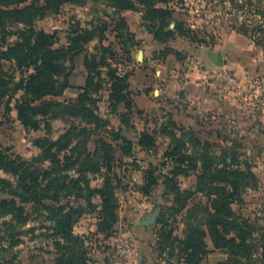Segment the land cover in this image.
Returning <instances> with one entry per match:
<instances>
[{
	"label": "trees",
	"instance_id": "1",
	"mask_svg": "<svg viewBox=\"0 0 264 264\" xmlns=\"http://www.w3.org/2000/svg\"><path fill=\"white\" fill-rule=\"evenodd\" d=\"M38 1L0 0V29L7 24L23 23L27 26L25 32L13 43H0V105L8 95L22 91L21 99L16 101L17 119L26 129L39 128L38 115L54 119L71 116L79 123H72L54 140H38L42 158L49 163L47 166H38L34 160H24L18 155L8 156L0 148V170L13 178L1 179L8 186L11 197L0 196V217L11 216V220L26 224L30 215L26 204L31 203L33 209L43 207L49 210L52 214L50 218L55 222L53 226L57 238L73 244L65 245L55 240V244L62 245L65 253L57 257L54 264H91V259L83 249V236L74 233L75 223L85 209L97 211V230L109 235L119 218L117 185L112 179L115 173L111 176L116 160L113 145L101 138L94 151L88 148L91 130L109 126L108 119L100 114L101 100L97 96L101 90L107 89L110 106L114 112L119 111V131L124 127L134 128L131 115L135 101L129 75L123 74L113 65L111 60L114 50L111 45L102 42L109 29V22L103 21L97 30L93 29V23L88 28L78 25L72 31L68 46H58L56 33L36 29L34 21L45 11L59 13L68 4H82L86 0H44V5ZM102 1L113 10L111 20L116 24L112 30L116 32V39L124 53L131 52L127 45L131 48L135 45V34L127 31L128 23L122 12L136 10L142 12V18L147 22V28L155 40L165 45L158 57L164 58L170 53L180 55L179 51L169 47L168 42L176 35L187 38L190 29L181 22L173 21L176 8L172 3L176 0ZM222 1H229L233 6L239 5L237 0ZM257 13L263 21L256 29L264 34V8ZM172 23L173 28L170 27ZM98 32L100 53H90L85 58L87 79L83 86H78L77 100L52 99L62 96L70 86L69 76L74 67L72 55L80 52L82 44L93 40ZM251 37L256 43L264 44L261 40L264 35H261V39L255 34H251ZM4 60L12 63L13 71L4 69ZM16 71L19 72L18 79ZM45 97L49 99L39 105L35 104ZM121 106L124 111L118 110ZM45 123L48 128V121ZM170 124L181 133L175 130L171 132L172 142L163 154L166 160L163 165L170 166L163 175V184L174 192L175 203L180 210L185 209L197 193H205L209 203L187 211L183 238L173 235L171 229L166 231V219L164 214L161 215L158 221L161 227L157 232L158 250H169L168 256H173L174 246L179 245L178 255L183 257L181 264H201L209 254L205 238L210 236L215 248L227 250L228 257L220 264H264V226L257 229L259 232L252 229L253 225L247 219L237 216L233 209V204L238 201L244 188L255 185L258 180L252 167L242 162L235 163L238 162V155L234 147L218 155L211 150L212 143L203 139L195 129H186L175 121ZM115 134L111 142L120 139L126 144L120 147L123 156L131 155L136 145L145 151L156 146L154 132H140L137 142L122 133ZM228 157L232 161H228ZM89 171L104 173L100 186L93 187L89 179L84 177V173ZM190 172H197L195 190H180L178 176ZM154 174L152 170L144 171L141 189L145 193L149 192V187L158 183ZM94 198L98 199V203L93 201ZM46 200L54 205H47ZM254 231L258 232V238L254 237ZM168 240H171L170 244L166 242ZM10 243L15 245L17 241L11 239Z\"/></svg>",
	"mask_w": 264,
	"mask_h": 264
},
{
	"label": "rangeland",
	"instance_id": "2",
	"mask_svg": "<svg viewBox=\"0 0 264 264\" xmlns=\"http://www.w3.org/2000/svg\"><path fill=\"white\" fill-rule=\"evenodd\" d=\"M237 1L239 3L238 6H233L229 1L222 0H176L172 3L176 8L173 21L183 23L186 28L190 29V33L187 38L180 35L179 38L176 35L172 40L182 39V41L185 40L187 45L202 47L204 55L208 51L218 52L222 49L228 55L231 49V46L227 44L228 41L231 40L232 42L233 39L240 43L239 46L233 48V56L239 54L238 47L241 46L243 51H240V53L242 57H245L243 61H246L247 64L244 73L241 75L233 66V63L226 65L224 62L222 65H217L213 61L217 66L213 65L212 67L209 63L203 61L200 64L196 63L200 72L227 71L233 73L238 80V85L234 91L225 93L226 95L233 94V98L236 100L232 104L234 109H227L225 113L219 114L220 118H222L220 121H224L225 124L230 126H223L224 129H227L213 137L201 136L212 143L211 150L218 155H222L223 150L234 147V152L238 155V162L235 161V163L242 162V164L251 166L257 175L256 184L245 187L238 201L233 204L235 214L247 219L253 225L252 229L257 230L264 226V44L256 43L251 34L257 35L258 39H261V35H264L260 31L257 32L256 29L257 25L263 21V18L257 12L264 8V0ZM38 2L41 5L45 4L44 0H39ZM112 11V8L108 7L102 0H86L82 4H68L59 13L45 11L41 17H37L34 21V27L46 32L56 33L57 45L68 46L70 43L69 38L73 35L72 31L78 25L82 28H88L92 27L91 24L93 23L95 26L93 29L97 30V27L103 21H108L109 29L104 34V37L107 39L105 44L111 45L114 50L111 61L114 66L118 67L120 72L129 75L130 72H133V69L130 67L123 68L124 63L118 59V53L123 52L117 46L115 47L113 42L107 44L112 41L111 36L113 34L109 32L110 30L113 31L112 29L116 24V22L114 23L111 20L113 17ZM130 15L135 14L131 12ZM173 27L174 23L171 28ZM26 28L27 26L23 23L5 25L0 29V43L2 45L13 43L25 32ZM132 28L128 24L127 31L134 33ZM261 40L264 41V39ZM100 43L98 32L93 40L82 44L80 52L72 55L74 67L69 76L70 86L63 93V96L66 97L60 98L56 96L52 99L60 101L77 100L79 95L78 85L84 81L86 82L87 79L85 58L90 53H100L98 52ZM127 46L132 49L131 46ZM172 49L175 50L174 48ZM180 54L184 55L182 52ZM2 63L5 70L13 71V65L10 61L4 60ZM185 66L183 65V68H179L181 76H184ZM155 69L156 67L153 68V70ZM16 74L18 79L19 72L16 71ZM181 76L177 79L174 78L173 82L176 85L178 83L181 84ZM161 78L160 76L157 78L158 82H160L156 86L157 94H151L150 97L155 100L154 104L147 111L137 112L136 115L134 114L136 112L135 109L133 110L131 120L134 123V128L124 127L122 131H119L120 117L117 113L119 109L124 111V107H119L116 110L118 112L113 111L107 100L108 91L106 88L101 90L97 96H100L101 100L100 114L108 119L109 126L99 130H91L88 148L94 151L97 142L101 138L113 145V153L116 160L113 164L114 169L111 176L115 173L112 179L114 184L117 185L116 195L119 200V218L109 235L98 232L97 211L85 209L75 223L74 233L83 236V249L91 259V264H141L139 254L145 255L144 253L156 258V264H181L183 257L180 254L178 255L179 245L174 246L175 254L173 256L170 254L168 256L169 250H158L159 240L157 232L161 227L158 223L159 218L164 214L163 217L167 223L166 231L171 229L173 235L183 238L187 211L201 204L208 205L209 203L208 196L205 193H197L190 199L188 206L180 210L178 209L179 205L175 203L174 192L170 187L168 188L167 185L163 184V175L170 168L167 164L163 165L164 161H166L163 154L172 142L171 132L175 130L178 134L181 133V131H177L170 124L171 121H175L184 128H193L174 120L169 108L171 104H174V100L182 104L185 109L187 105L193 110L198 108L195 107L196 102L189 100V98L183 99V101L180 97L168 96L170 89L166 91L168 88L166 76L162 74ZM214 82L216 81L211 80L209 84L214 87L215 93H219V91L224 93L216 87ZM181 89L183 90V88H176V91H182ZM164 90L165 92L163 93L162 91ZM21 97L22 91L8 95L0 105V148L8 156L15 157L18 155L24 160H34L38 166H47L49 163L42 158V149L38 144V140L46 138L54 140L68 129L72 123L78 124L79 121L71 116L54 119L38 115L40 120L39 128L36 130L26 129L21 121L17 119L16 101L21 99ZM73 98L74 100H72ZM47 99L49 97H45L35 104L39 105ZM195 114L199 115V112ZM188 115H191V112ZM216 117L218 119V116ZM45 121H48V128L45 126ZM165 125L166 128H164ZM146 130L151 133L154 132V137L156 138V146L150 151L142 150L136 145L131 150V155L123 156L120 147L126 144H123L120 139L111 142L116 135L115 133H122V135L137 142L139 133ZM228 161H232V158L228 157ZM147 170H152L155 173L158 183L149 187V192L145 193L141 187L144 182V171ZM196 175L197 172H190L188 175L178 176L177 182L180 190H195ZM84 177L89 179L93 187H96L102 184L104 173L89 171L84 173ZM1 179L13 180V178L10 174L0 170V196L10 198L11 196L8 194L9 188L5 186V182H1ZM93 201L98 203L97 198H94ZM45 202L47 205L53 204L49 200ZM25 206L30 213L29 221L26 224L11 220V216L0 217V264H54L55 259L65 253L61 248V244H73L57 238L58 236L53 226L55 222L50 218L52 214L49 210L43 207L33 209L31 203ZM155 210H159L156 224L142 229L135 225L140 220L152 215ZM258 232L254 231V237L258 238ZM11 239L17 241V243L11 245ZM120 239H128L133 245L132 254H123L121 252ZM55 240L60 241L61 244H55ZM205 241L209 248V254L202 263L220 264L228 257L227 250L214 247L210 236H207ZM166 242L170 244L171 240ZM140 248L141 251H138Z\"/></svg>",
	"mask_w": 264,
	"mask_h": 264
},
{
	"label": "crops",
	"instance_id": "3",
	"mask_svg": "<svg viewBox=\"0 0 264 264\" xmlns=\"http://www.w3.org/2000/svg\"><path fill=\"white\" fill-rule=\"evenodd\" d=\"M131 12H134L135 15L131 16ZM122 15L126 18L129 26L131 25L133 27L135 45L132 47L130 54L124 53L121 48V44H119L116 39V32L111 30L109 33L113 34L111 36L112 41L107 44H111L113 42V45H115V47L117 46L119 50L123 52L118 53V59L124 63L123 68L130 67L133 69V72L129 73V83L131 91H135L133 92V98L135 101L134 109L136 111L134 114L136 115L137 112L140 113L143 110L147 111V109L154 104L155 100H152L150 97L151 94H157L158 90L156 86L160 83L157 78L158 76L161 78V75L164 74L166 76L165 79H167L166 85L168 87L166 91L170 89V91H168V96L173 95L174 97L182 98V100L189 98V100L191 99L193 102H196L195 107L198 108V111L193 110L189 105H187L185 109L182 107V104H179L178 101L174 100V104H171L169 108V111L171 112L170 114L174 120L178 123L182 122L186 126H192L200 136L207 135L206 137L208 138H210V136L213 137L218 135L219 133H222L223 130H226L227 128L224 129L223 126L228 127L230 125L225 124L224 121H220L222 118H220L219 114L225 113L227 109H234L232 104L236 102V100H234L233 94L226 95L220 91L219 93H215L213 89L214 87L208 82H205L204 72H200L196 64H200L203 61L209 63L211 67L213 65L217 66L213 63L210 57L213 51H208L206 52V55H204L202 47L199 48L187 45L185 40H183V43L182 39H171L168 42L169 47L174 48L180 53H184V55L180 54L177 56L176 54L171 53L164 58H160L158 57L159 52L164 49L165 45L156 41L153 33L148 30L147 22L142 18V12L127 10L122 13ZM172 24L170 27H172ZM106 41L107 39L103 40L104 44ZM227 44L231 46L228 55L223 49L219 51L223 54L225 64L229 65V63H233V66H235L238 73L241 75L247 67L246 61H243L245 57H242L240 53V51H243L241 46L238 47L239 54H235V56H233V48L235 46H239L240 43L232 39V42L230 40ZM184 49H186V52L183 51ZM183 65L186 66L185 71H183L184 76H181L179 68H183ZM154 67H156L155 70H153ZM179 76H181V84L178 83V85H176L173 80L174 78L177 79ZM84 84L85 81L80 83L78 86H83ZM176 88H183V90L181 89L182 91H176ZM162 92L164 93L165 90ZM59 97L65 98L66 96L62 95ZM72 100H74V98ZM190 112L191 115H188ZM196 112H199V115H196ZM216 116H218V119ZM139 227L142 229L146 226ZM138 251H141V248ZM144 254L145 255L139 254L141 264H156V258L150 257V255H147L146 253ZM202 264H204V262Z\"/></svg>",
	"mask_w": 264,
	"mask_h": 264
},
{
	"label": "built area",
	"instance_id": "4",
	"mask_svg": "<svg viewBox=\"0 0 264 264\" xmlns=\"http://www.w3.org/2000/svg\"><path fill=\"white\" fill-rule=\"evenodd\" d=\"M204 80L209 83V81L215 80V85L224 93H231L234 91L235 87L238 85L237 77L233 73L227 71H213L204 72ZM121 242V252L123 254H132L133 245L128 241V239H120Z\"/></svg>",
	"mask_w": 264,
	"mask_h": 264
},
{
	"label": "water",
	"instance_id": "5",
	"mask_svg": "<svg viewBox=\"0 0 264 264\" xmlns=\"http://www.w3.org/2000/svg\"><path fill=\"white\" fill-rule=\"evenodd\" d=\"M211 59L214 61L217 65H222L224 63V57L221 51L218 52H212L211 53ZM159 216V210H155L152 215L147 216L146 219L140 220L139 222L135 223L137 226H151L157 223V218Z\"/></svg>",
	"mask_w": 264,
	"mask_h": 264
}]
</instances>
